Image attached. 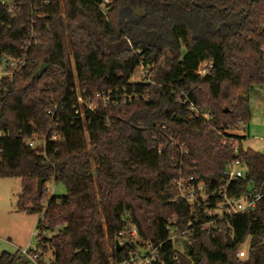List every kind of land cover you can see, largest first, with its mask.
I'll return each instance as SVG.
<instances>
[{
  "label": "trees",
  "instance_id": "16d2710c",
  "mask_svg": "<svg viewBox=\"0 0 264 264\" xmlns=\"http://www.w3.org/2000/svg\"><path fill=\"white\" fill-rule=\"evenodd\" d=\"M104 1L0 0V57L25 53V30L34 29L26 66L0 85V134H7L0 138V179L18 178V210L41 215L39 257L51 253L50 264H121L136 246L151 243L162 244V264H264V197L209 234L193 231L176 254L165 229L174 220L180 232L195 218L185 203L173 202L176 155L167 137L185 145V171L208 191L237 159L246 173L229 196L245 198L252 188L264 193V156L244 152L237 134L250 116L241 93L264 86V0ZM201 63L212 64L203 78L196 74ZM41 65L47 69L34 79ZM141 66L150 82L145 76L132 83ZM75 89L84 99L112 98L79 120ZM185 97L209 120L194 117L180 102ZM55 104L58 121L51 124L45 112ZM32 134L47 136L43 148L26 147ZM48 181L66 193L48 196ZM227 232L232 248L225 246ZM247 240L241 261L235 255ZM0 264L30 263L3 252Z\"/></svg>",
  "mask_w": 264,
  "mask_h": 264
},
{
  "label": "built area",
  "instance_id": "2783aa9c",
  "mask_svg": "<svg viewBox=\"0 0 264 264\" xmlns=\"http://www.w3.org/2000/svg\"><path fill=\"white\" fill-rule=\"evenodd\" d=\"M106 0L104 1V3ZM1 6L4 7L9 14H13L14 10L11 5H8L1 2ZM103 15L105 11H102ZM28 35L30 39L34 37V29L28 28L25 30V37L23 39L22 50L25 53L17 57H13L10 55H4L0 57V85L3 81H12L14 78L20 75L24 67L26 66V53L29 50ZM39 35V34H37ZM212 68V64L201 63L198 65L196 70V74L201 78L207 76L209 71ZM148 70L141 66L135 76L132 77V83H142L144 77L146 76V81L150 82L149 76L147 75ZM74 94L76 95L77 107L74 108V113L79 120H83L85 117V112H93L96 107V102H101L103 105H106L108 101L111 100V95L109 93L105 94H94L93 97L84 99L82 95H80L79 90L75 89ZM83 94V93H82ZM135 97V96H134ZM143 97V96H142ZM141 97V98H142ZM129 98H132L131 96ZM137 98V97H135ZM179 101V100H178ZM183 105H188V110L193 113L194 117H200L204 120H209L208 114H202L200 110L192 105V103L186 99L180 101ZM57 105L52 107L45 112L46 120H48L51 124L56 123L58 121V117L56 116ZM238 131L244 132V126L238 124ZM163 131H165L163 129ZM224 140L225 136L221 133H218ZM7 134H0V138H4ZM57 135L52 137L51 141H56ZM47 140V136L38 137L35 134H32L29 138L25 140V145L28 149L36 150L39 148H43L45 142ZM167 144L170 145L172 149H174L175 157L171 159L172 168L174 170V178L172 182V190L174 192L175 199L173 202H183L185 203L193 216L195 217L193 220L189 221L186 225V229L180 232L176 231L174 226L175 221L171 220L167 222L165 229L168 232V236L166 241L171 242L172 249L174 254L177 253L176 249L173 247V242L175 240H184V242H188L191 233L193 231H205L206 233H210L211 229H215L216 223L218 221H223L228 218H232V216L249 213L250 210L254 209L257 203L264 197V193L257 189H251L249 194L245 198H238L236 196H229L231 185L234 182H237L241 179H244V175L246 173V165L243 161L240 160H232L231 163L225 164L221 171V178L223 179L222 184L211 191H208L206 185L203 180L195 179L192 174H187L185 171V157L188 154L185 145L176 142L174 139L167 137ZM224 144V141L221 143ZM234 153L237 154L238 147L237 144L234 146ZM161 151L158 152L160 154ZM196 165L193 164V168L191 171L194 172ZM200 212V213H199ZM200 215H199V214ZM200 216L204 217L201 221ZM131 237H135L137 235L135 228L130 229ZM124 233H120L119 236H123ZM162 244L153 245L151 243H146L143 245H138L134 249V251L129 255V258L121 264H162L161 260V248ZM16 253H18L23 258H26L30 264H50V260L45 261L39 257L40 252L36 250H31L29 248H24V250L17 249ZM236 256L238 259L244 257L243 252H237ZM174 262L177 261L176 255L172 257Z\"/></svg>",
  "mask_w": 264,
  "mask_h": 264
},
{
  "label": "rangeland",
  "instance_id": "374dc122",
  "mask_svg": "<svg viewBox=\"0 0 264 264\" xmlns=\"http://www.w3.org/2000/svg\"><path fill=\"white\" fill-rule=\"evenodd\" d=\"M241 95L247 98L250 108L244 139L240 141L241 148L244 152L251 150L264 156V86L251 87ZM45 190L48 196L54 197L63 196L66 193L64 185L61 183L56 185L51 181L45 182ZM20 192L21 184L18 178L0 179V255L3 252L16 254L17 249L35 250L37 246L38 231L35 226L41 219V215L18 210L17 199ZM42 201L45 205L47 200L44 198ZM44 235L51 237L52 233L47 232ZM184 246L185 242L182 239L173 242L177 252L184 250ZM240 251L244 253V257L239 260L243 261L248 254V240L238 247L237 252ZM43 259L51 260V253L47 252Z\"/></svg>",
  "mask_w": 264,
  "mask_h": 264
},
{
  "label": "water",
  "instance_id": "95a60500",
  "mask_svg": "<svg viewBox=\"0 0 264 264\" xmlns=\"http://www.w3.org/2000/svg\"><path fill=\"white\" fill-rule=\"evenodd\" d=\"M135 13H136V15L138 17L145 15V13L143 11H141V10L140 11L137 10ZM46 69H47L46 65H41L40 68L37 70V73L34 75V79L40 78L41 75L45 72ZM36 183H37L36 184V192H37L38 195H40V193L42 191V187L44 185V181L42 179H40V180L36 181ZM225 239H226L225 246L227 248H232V239H231V236H230V234L228 232L225 234ZM115 245H116V249H118L119 245H118L117 242L115 243Z\"/></svg>",
  "mask_w": 264,
  "mask_h": 264
},
{
  "label": "crops",
  "instance_id": "0c3cea01",
  "mask_svg": "<svg viewBox=\"0 0 264 264\" xmlns=\"http://www.w3.org/2000/svg\"><path fill=\"white\" fill-rule=\"evenodd\" d=\"M238 131V130H237ZM239 136H244V132H240V131H238V133H237Z\"/></svg>",
  "mask_w": 264,
  "mask_h": 264
}]
</instances>
